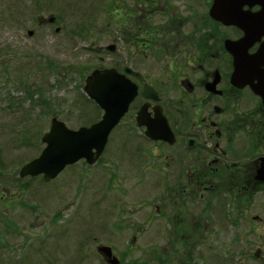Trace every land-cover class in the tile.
Returning <instances> with one entry per match:
<instances>
[{"label": "rangeland", "instance_id": "obj_1", "mask_svg": "<svg viewBox=\"0 0 264 264\" xmlns=\"http://www.w3.org/2000/svg\"><path fill=\"white\" fill-rule=\"evenodd\" d=\"M41 3L0 0V264H107L100 245L121 264H260L264 194L235 195L222 183L159 208V151L141 135L125 144L117 130L95 164L81 160L50 182L20 177L54 117L76 130L102 119L84 86L111 59L95 50L98 40L109 43L98 32L108 0ZM51 14L56 23L39 25ZM140 169L156 173L140 178Z\"/></svg>", "mask_w": 264, "mask_h": 264}, {"label": "flooded vegetation", "instance_id": "obj_2", "mask_svg": "<svg viewBox=\"0 0 264 264\" xmlns=\"http://www.w3.org/2000/svg\"><path fill=\"white\" fill-rule=\"evenodd\" d=\"M214 3L108 0L109 22L98 29L101 36L108 33L109 43L98 40L95 50L108 53V69L137 86L135 99L111 135L123 131L125 144L141 135L150 149L159 151L157 171L165 186L159 208L177 203V196L184 204L222 183L235 195L264 194V181L258 178L264 158V98L250 84L233 81L230 42L239 43L245 31L214 17ZM261 9L259 4L243 7L252 16ZM257 24L263 32L264 16ZM263 42L264 35H259L247 54H256ZM143 109L149 119L163 113L175 141L150 139L147 127L138 122ZM138 152L143 153L136 148ZM135 173L142 178L156 172ZM254 219L263 221L258 215ZM256 258L264 264L261 250Z\"/></svg>", "mask_w": 264, "mask_h": 264}, {"label": "water", "instance_id": "obj_3", "mask_svg": "<svg viewBox=\"0 0 264 264\" xmlns=\"http://www.w3.org/2000/svg\"><path fill=\"white\" fill-rule=\"evenodd\" d=\"M256 4L262 6L260 15L252 16L248 13L249 11L243 10L245 5ZM213 14L214 17L228 24H235L244 29L245 37L239 43L230 42L233 46L230 50L235 56L236 68L233 81L250 84L255 92L264 98V42L256 54H247V48L259 38V35H264L262 26L258 27L257 24L264 16V0H215ZM56 21L57 16L51 14L48 17H42L40 24H52ZM60 29V27L56 28L55 31L59 32ZM29 34L33 35V31ZM256 79L257 83H255ZM84 91L103 110L102 119L76 130L54 117L49 131L42 138L46 144L45 148L38 157L22 167L21 178L42 176L46 182H50L68 166L81 160H85L88 164H95L104 153L113 129L128 112L130 104L137 95V86L131 80L107 68L92 71L86 78ZM138 122L139 125L147 127L146 135L150 139L175 141L163 113L158 112L154 119H149L145 116L143 109L139 113ZM258 178L264 181V158L258 170ZM97 251L109 264H120V259L114 254L111 246L100 245Z\"/></svg>", "mask_w": 264, "mask_h": 264}, {"label": "trees", "instance_id": "obj_4", "mask_svg": "<svg viewBox=\"0 0 264 264\" xmlns=\"http://www.w3.org/2000/svg\"><path fill=\"white\" fill-rule=\"evenodd\" d=\"M33 2H34L35 4H39V3H41V0H33ZM41 4H42V3H41ZM17 10H18V11L15 10V11H13V13L10 14V18H12V20H14V21H16V13H20L18 8H17ZM10 20H11V19H10ZM43 24H44V23H42V24L39 23V25H43ZM83 96H85V95L83 94ZM85 98H86L85 100H87L88 102H90V103H94L93 101L89 100L86 96H85ZM97 108H99V107L96 106V109H97ZM98 110L100 111V109H98ZM120 264H121V261H120Z\"/></svg>", "mask_w": 264, "mask_h": 264}]
</instances>
